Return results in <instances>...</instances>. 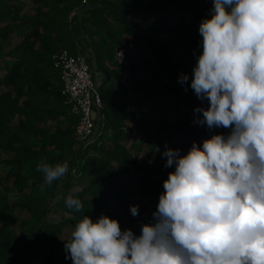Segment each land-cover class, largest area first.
<instances>
[{"label": "trees", "instance_id": "obj_1", "mask_svg": "<svg viewBox=\"0 0 264 264\" xmlns=\"http://www.w3.org/2000/svg\"><path fill=\"white\" fill-rule=\"evenodd\" d=\"M213 6V0H0V264H73L65 243L85 215L115 219L121 231L139 237L143 225L156 223L163 183L175 171V163L165 167L166 147L184 156L194 142L202 148L206 139L230 134L197 122L203 116L195 110L209 103L190 87L203 52L199 27ZM130 40L143 56L125 66L115 49ZM63 49L103 69L100 127L86 138L63 91L57 65ZM65 161L66 175L42 190L38 164ZM69 196L81 201V212L66 206ZM141 198L146 205L133 216Z\"/></svg>", "mask_w": 264, "mask_h": 264}, {"label": "clouds", "instance_id": "obj_2", "mask_svg": "<svg viewBox=\"0 0 264 264\" xmlns=\"http://www.w3.org/2000/svg\"><path fill=\"white\" fill-rule=\"evenodd\" d=\"M199 27L203 52L190 87L209 106L197 108L209 128L231 132L194 142L189 152L165 149L164 181L155 224L137 237L107 216L79 220L65 250L73 264H264V0H213ZM188 81L181 75L179 82ZM187 91V89H185ZM67 161L41 162L51 186ZM66 206L83 210L79 199ZM138 214V206H131Z\"/></svg>", "mask_w": 264, "mask_h": 264}, {"label": "built area", "instance_id": "obj_3", "mask_svg": "<svg viewBox=\"0 0 264 264\" xmlns=\"http://www.w3.org/2000/svg\"><path fill=\"white\" fill-rule=\"evenodd\" d=\"M89 0H82L88 3ZM143 56V49L133 40L120 44L115 49L116 60L129 66ZM57 65L61 69L63 91L72 102V111L79 116L77 131L81 138L96 133L102 107V96L98 83L93 79L90 63L85 54L71 53L63 49L57 56ZM96 120L98 122H96Z\"/></svg>", "mask_w": 264, "mask_h": 264}, {"label": "rangeland", "instance_id": "obj_4", "mask_svg": "<svg viewBox=\"0 0 264 264\" xmlns=\"http://www.w3.org/2000/svg\"><path fill=\"white\" fill-rule=\"evenodd\" d=\"M91 72L93 75V79L98 83L99 85V91L101 90L102 87V73H103V69L102 68H94L93 66L91 67ZM151 155H153V153L151 152ZM152 157V156H151ZM140 198V197H139ZM134 204L136 206H140L143 207V205H146V201L144 199H135L134 200ZM145 209V208H144ZM150 211V210H149Z\"/></svg>", "mask_w": 264, "mask_h": 264}]
</instances>
